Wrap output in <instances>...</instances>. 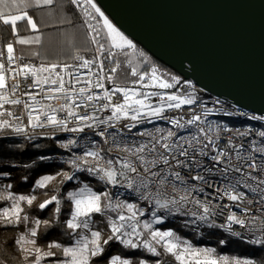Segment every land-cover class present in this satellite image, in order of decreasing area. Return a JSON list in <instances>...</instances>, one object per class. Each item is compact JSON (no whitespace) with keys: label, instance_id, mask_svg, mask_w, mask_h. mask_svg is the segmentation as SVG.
Masks as SVG:
<instances>
[{"label":"snow or ice","instance_id":"1","mask_svg":"<svg viewBox=\"0 0 264 264\" xmlns=\"http://www.w3.org/2000/svg\"><path fill=\"white\" fill-rule=\"evenodd\" d=\"M68 2L87 18L82 24L88 32L90 43L94 46L95 55L92 59H85L77 52L73 56L75 61H79L76 64L41 63L37 66L29 62L10 67L16 64L19 58L15 56L14 43H7L6 60L0 59V117L10 119L0 118V135L22 136L27 141H33L38 135L55 138L59 133L80 134L88 129L104 143H108L111 138L119 154L115 158L106 157L102 154L104 149L100 148L99 142L87 135L83 142L79 141L77 136L70 137L66 142H59L60 148L71 153L63 161L71 168V172L57 173L56 176L44 175L36 180L34 187L45 188L55 181L57 176L61 177V184L65 181H80L77 173H87L98 180L104 190L96 191L89 183L80 181V186L68 191L62 199L58 198V195H52L38 203L39 209H45L55 202L54 220L30 221L23 205L33 206L37 196L18 195L9 191L13 187L11 183L0 188V200L12 202L10 207L0 210V226H18L21 223L33 225L15 240L23 259L27 264H41L44 260H48V264H134L132 259L123 255H108L110 242H118L124 249H141L155 257H161L162 249L176 264H255V261L250 259L217 256L214 248L194 247L191 241L183 239L172 229L161 230L155 225L162 224L168 217L179 215L188 218L183 221L186 228L205 225L209 228L219 227L243 239L242 232L233 230V225H239L241 229L253 234L248 243L264 246V143L257 146L253 141L247 153L243 144L236 145L232 139L228 140L226 148H218L219 137L213 139L209 135L211 126H200L205 123L202 115L206 118L213 111L203 102L200 105L202 115L193 112L191 118L184 122L183 117L170 119L164 115L165 109L196 105L198 97L190 81H181L166 73L158 74L159 70L155 66L151 67L150 72L140 73L136 68H131V75L138 76L134 83L145 88L160 89L183 85L191 91L182 94H146L137 88H107L105 81L114 82V74L121 67L119 56L125 57L128 65H131V60L127 58L131 55L138 54L143 63H147L148 58L138 50L133 40L109 19L97 0ZM56 4L57 0H0V21L9 25L14 35L18 34L17 22L26 21L36 34L30 38L17 35L15 43L40 44V25L26 9H55ZM6 8L17 10L20 14L13 15L4 11ZM4 55L5 53L0 51V57ZM105 61L112 65L110 69L105 67ZM93 66L97 71H92ZM82 68L89 69V73L83 74L87 75L88 79H82V75L77 74ZM43 73L48 75L44 76ZM146 77L151 83H143ZM94 89L103 91L97 93ZM117 93L123 95L122 102H113ZM150 95L159 96L156 106L149 102ZM23 97H28V100ZM6 105L19 106L23 111L21 115H16ZM109 109L111 115L104 118L97 115ZM236 114L238 113H225ZM248 118L264 121V116L252 115ZM121 119H129L131 123L118 129L116 125ZM153 119L168 120L176 131L161 128H156L154 132L145 130L136 134L141 137L139 140L129 139L123 134L124 128L131 133L137 125L151 122ZM189 126H193L194 130H189ZM109 129L113 131L110 132ZM181 129L186 130L187 135H179ZM225 130L230 131L227 128ZM238 135L251 136L253 130L249 128ZM255 135L264 141V130L256 132ZM209 147L215 154L209 156ZM74 148L81 149V154L77 155L72 151ZM256 153L260 154L259 161L254 155ZM206 156H209L211 166L204 162L203 158ZM181 169L185 174H182ZM213 175L219 176V187L215 181L210 180ZM6 176H9L8 172L0 171V177ZM24 179L27 180V177ZM109 186L117 191L113 193ZM205 187L213 188L214 193H207ZM241 187L247 191H240ZM56 191L59 193V189ZM248 193L255 199H249ZM125 194L154 205L150 211V219L141 220L140 217L148 210L141 209L137 203H130L127 199H120ZM225 197L232 202L230 205L213 203L214 199L222 200ZM65 200L68 201L69 210L67 218L61 223L60 214ZM245 203L259 205L256 211L261 215L253 214L249 207H241ZM232 207L239 208L241 215L232 211ZM97 214L104 218L107 235L102 228L96 227L97 221L94 217ZM218 217H224L225 222L217 224ZM41 225L45 229L53 225L61 226L69 243L65 245L53 240L46 248L38 247L36 237ZM225 242L221 240L220 244ZM135 264H149V261L139 259ZM155 264L168 262L156 259Z\"/></svg>","mask_w":264,"mask_h":264},{"label":"trees","instance_id":"2","mask_svg":"<svg viewBox=\"0 0 264 264\" xmlns=\"http://www.w3.org/2000/svg\"><path fill=\"white\" fill-rule=\"evenodd\" d=\"M97 3L109 19L112 20L125 35L132 39L137 45L138 50L143 52L148 58V62L143 63L142 58H140L138 54L131 55L127 58L131 60V65H128L126 63V58L119 56L118 59L121 62V67L117 73L114 74V82L105 81V83L111 88L115 86L137 88L143 93L175 89L178 85L172 89H160L157 87L145 88L141 84L134 83V81L138 80V76L131 75V68L133 67L140 73L150 72L151 67L155 66L159 70L158 74L166 73L168 76H175L180 80H183L185 77L151 52L138 39L121 28L98 0ZM26 10L28 14L36 20L38 25H40V32L42 33L41 43H15L17 35L21 38H30L36 33L30 29L26 21H18L16 24L18 34L14 35L11 32L10 26L4 25L2 21H0V51L7 53L5 45L9 42H13L15 51L19 53L21 60L24 63L30 62L37 66L41 63L46 65L53 63H79V61L73 59V56L77 52L85 59L93 58L95 55L94 46L90 43L88 32L82 24V21L87 18L83 16V13L79 9H74L70 6L68 0H57L55 9L33 7ZM4 11L11 12L13 15L20 14L19 11L14 9L6 8ZM67 21H71L72 23H67ZM33 53H38L39 55L34 56ZM0 59H3V57H0ZM93 67L95 68V66ZM105 67L110 69L112 65L105 61ZM43 74L48 75V73ZM143 83L149 84L151 82L148 77H146ZM118 94L123 96L120 93ZM6 107L10 108L14 113H17L20 109L19 106L6 105ZM1 118L6 119L10 117ZM18 145L20 147H18ZM61 152L62 149L59 147L56 138L37 136L35 140L27 141L22 136L0 135V171L9 173V176L0 177V188L11 183L13 187L9 191H13L18 195L32 194L37 196V201L34 202L33 206L29 207L23 205L30 221L36 219L41 221L54 220L55 217L53 213L55 202L48 205L45 209H39L37 207L38 203L43 202L44 199L50 198L52 195H58V198L62 199L66 196L68 191H72L79 186V183L75 180L65 181L61 184V177H58L55 182L50 183L45 188L34 187L36 180L44 175H56L57 173L67 171L71 172V168L66 165L63 160L50 157L53 154ZM41 157H48V159H41ZM81 175L86 179L94 180L84 173H81ZM24 177H27V180H25ZM97 185L100 190H104V186L100 182H97ZM56 189H59V193H57ZM3 194L6 195V192ZM11 203V201L0 200V210L5 207H10ZM68 210V201L65 200L60 214L61 223L67 218ZM186 219L188 218L175 215L166 218L165 221L160 224V227L162 229H173L184 238L190 237L189 239H191V242L197 247L214 248L217 256L250 259L255 261V264H264V246L248 243L247 241L251 239L252 236L244 235V238L241 239L231 235L224 228H209L206 225L199 227L198 230L186 228L183 226V221ZM32 226V223H21L18 226H0V264H27L18 247L15 245V240L19 238L21 233H26ZM98 227L104 230L105 235L108 234V230L104 227L103 222L99 221ZM195 231H199V238L194 236ZM36 240L37 246L42 249L46 248L47 244L53 240L65 245L69 243L68 237L64 235L63 228L58 225H53L47 229L41 225ZM221 240H225L226 242L220 244ZM28 247H31V245H28ZM160 250L162 253L161 257H155L141 249L127 250L119 245L118 242H110L108 255H123L126 258L132 259L134 264L139 259L148 260L149 264H155L156 259L167 261L168 264H176L171 256L165 255L163 250ZM45 263H48V260L41 262V264Z\"/></svg>","mask_w":264,"mask_h":264},{"label":"water","instance_id":"3","mask_svg":"<svg viewBox=\"0 0 264 264\" xmlns=\"http://www.w3.org/2000/svg\"><path fill=\"white\" fill-rule=\"evenodd\" d=\"M98 1L185 78L264 114V0Z\"/></svg>","mask_w":264,"mask_h":264},{"label":"built area","instance_id":"4","mask_svg":"<svg viewBox=\"0 0 264 264\" xmlns=\"http://www.w3.org/2000/svg\"><path fill=\"white\" fill-rule=\"evenodd\" d=\"M6 55H7V53H5V55L3 57L4 60H6ZM15 56L18 57L19 59L17 60L16 64H12V65H10V67H16L17 64H23L24 63L21 60L20 55L17 51H15ZM68 64H76V63H68ZM92 71L95 72V71H97V69L93 67ZM87 73H89V69L82 68V69H79V72L77 74L82 75V79H88L89 77L87 75H83V74H87ZM42 75L47 76L46 74H42ZM66 79H67V77H66ZM92 79H95V77H92ZM181 81H190L191 84L194 86L195 94L198 97L197 104L196 105H182L180 109H165L164 115H166L170 119L183 117L182 122H184L187 119L191 118V115L193 114V112H195L196 114L202 115V109H201L200 105L203 102V103H206V106L208 108L213 109V111L210 112L206 118H204L202 115V119L205 120V123L201 124L200 126L201 127H205L206 125L211 126V131L209 132V135L212 136L213 139H216V137H219V139L217 140L218 148H226V146L228 144V140L232 139L233 143L236 145L243 144L245 146L244 151H245V153H247L249 151V145L253 141L256 142L257 146H260L261 143H264V141H262L261 138H259L258 136L255 135L256 132H258L260 130H264V121L252 120V119L248 118L252 115L264 116V114L253 112L252 110L243 108V107H241V106H239V105H237V104H235V103H233V102H231V101H229V100H227V99H225L219 95H216V94L210 92L209 90H207L206 88H204L203 86H201L200 84L196 83L193 79L184 78ZM79 86H83V85H77V87H79ZM105 86L107 88L111 89V87L108 86L106 83H105ZM45 87L47 88L48 85H45ZM53 87H55V86H53ZM36 91H38V89ZM94 91H96L97 93H102L103 90L102 89H94ZM185 91H191V90L186 89L185 86H183V85H178L173 90L156 91V92L168 93V94H172V93L182 94ZM151 93H154V92H150V93H146V94H151ZM23 99L28 100V97H23ZM38 99H39V97H38ZM122 101H123V96H120L118 93L116 96L113 97V102H115V103H119ZM216 101H219L220 103H216ZM149 102L151 104H153V106H156L159 102V96L150 95ZM22 111H23V109L20 107L18 112L15 114L21 115ZM228 112L238 113V114H236V115H225V113H228ZM97 115H99L101 118L107 117V116L111 115V110L110 109L105 110L104 112L97 113ZM6 119H10V118H6ZM25 122H26V118H25ZM127 123H131V121L129 119H121V121L117 123L116 127L118 129L123 128V125H125ZM218 127H219V131H217ZM156 128H161L164 130L172 129L173 131H176L175 127L173 125H171L168 122V120L153 119L151 122H144L142 124L137 125L136 128H133L131 130V133H129L128 130L126 128H124L123 134L125 136H127L129 139L135 138V139L139 140V139H141V137L137 136L136 135L137 133H139L141 131H145V130L154 132ZM225 128L230 129V131L225 130ZM249 128H251L253 130V135L245 136V137H240L238 135V133L245 132ZM189 130H194L193 126H189ZM206 130H207V128H206ZM109 131L111 132V131H113V129H109ZM178 134L179 135H187V131L181 129V130H179ZM85 135H87L88 137H91L92 139H95L99 142L100 148L104 149V152L102 154L105 155L106 157L115 158L119 154L118 150L114 148L112 141H111V138H109L108 143H104V141L100 137L94 136L92 131L88 130V129H86L85 133H80V134L59 133L57 135V137H55V138L57 139L58 144L60 141L66 142L67 139H69L72 136H77L78 140L83 142L85 139ZM38 136H43V135H38ZM61 149H62L61 153L53 154L50 157L57 158V159L64 161V159H67L71 155V153L68 150L63 149V148H61ZM109 149H111V151H109ZM72 151H75L77 153V155H80L82 150L78 149V148H74V149H72ZM208 151H209V156L215 154L212 151L211 147H209ZM254 155L256 156L257 160L259 161L260 154L256 153ZM209 156L204 157L203 160L205 163H207V164H209V166H211V161L209 159ZM181 172H182V174H185V171L183 169H181ZM84 174L88 175L87 173H84ZM89 177H91V176H89ZM91 178H93V177H91ZM210 180L215 181L217 184V187H219V185H220L219 176L213 175L210 177ZM190 182L196 183L194 181H190ZM109 188L111 189V191L113 193H115L117 191V189L111 188V186H109ZM119 190L124 191L123 189H119ZM239 190L245 191V192L247 191L243 187H241ZM169 191H171V187H169ZM205 191L207 193H214L215 190L213 188L205 187ZM201 196L203 197V194H201ZM248 198L253 199V200L255 199V197H253V195L251 193H248ZM120 199H130L133 201L141 202L142 203V209L148 210L145 212L146 215L150 214L151 209L154 207V205H151L145 201H139L134 196L130 197L127 194L120 197ZM217 202L220 204H229V205L232 203V202L228 201L226 197L222 200H215V199L213 200V203H217ZM241 207H249L252 209L253 214L261 215V213L256 211V209L259 207V205L255 204V203L252 205H248L245 203V204L241 205ZM231 210L236 212L238 215H241L239 208L232 207ZM225 214L227 215V210H225ZM168 218H170V217H168ZM224 222H225L224 217L216 218L217 224H223ZM233 230L242 232L244 235H250V236L253 235L252 233H248L245 229H241L239 225H233Z\"/></svg>","mask_w":264,"mask_h":264},{"label":"rangeland","instance_id":"5","mask_svg":"<svg viewBox=\"0 0 264 264\" xmlns=\"http://www.w3.org/2000/svg\"><path fill=\"white\" fill-rule=\"evenodd\" d=\"M1 118V117H0ZM68 172V171H67ZM77 175L79 176V178H80V181H83L84 183H89L90 184V186H92L93 187V189L94 190H96V191H102V190H100L99 188H98V185H97V182H99L98 180H96V179H94V178H92V179H94V180H89V179H86V178H84L83 177V175H81V173H77ZM53 176H56V175H53ZM59 176H57V178H58ZM91 178V177H90ZM57 180V179H56ZM55 180V181H56ZM55 181H52V182H50V183H53V182H55ZM76 181V180H75ZM80 181H77L78 183H79V186H80ZM49 183V184H50ZM75 190V189H74ZM128 200V202H130V203H137L138 205H139V207L142 209V203L141 202H138V201H133V200H130V199H127ZM140 219L141 220H144V219H150V214H148V215H144L143 217H140ZM94 220H96L97 221V225H96V227H98V222L99 221H101V222H103V223H105L104 222V218H102V217H100L98 214H97V216H95L94 217ZM165 221V220H164ZM155 227H159L161 230H166V229H162L161 227H160V225H155ZM99 228V227H98ZM193 229H195V230H198L199 228H195V226H193ZM173 230V229H172ZM174 231V230H173ZM176 232V231H175ZM177 233V235H179L180 236V234L178 233V232H176ZM200 233H199V231H195V233H194V236H196L197 238H199V235ZM180 237H182V236H180ZM183 239H187V240H189V241H191V239H189L188 237H182ZM192 243V242H191ZM193 244V243H192ZM193 246L194 247H197V246H195L194 244H193ZM197 248H206V247H197ZM45 264H48V263H45Z\"/></svg>","mask_w":264,"mask_h":264}]
</instances>
